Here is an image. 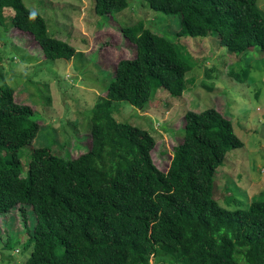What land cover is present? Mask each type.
Segmentation results:
<instances>
[{"label":"trees","instance_id":"trees-1","mask_svg":"<svg viewBox=\"0 0 264 264\" xmlns=\"http://www.w3.org/2000/svg\"><path fill=\"white\" fill-rule=\"evenodd\" d=\"M97 15L124 11L127 0H93ZM168 15H180L178 37L219 38L236 54L264 51V12L258 0H146ZM11 8L14 14L5 15ZM31 33L46 58L71 59L69 42L49 34L46 18L23 0H0V28ZM135 44L134 58L121 60L105 96L93 107L91 146L78 157L41 146L23 152L40 131L30 105L0 85V215L18 208L32 247L25 264H264V194L245 207L228 208L214 196L216 173L232 149L244 145L232 119L215 106L185 114L183 141L167 171L152 157L153 134L115 118V101L147 109L160 89L183 95L193 69L177 44L145 26L121 25ZM0 53V60H1ZM239 82L246 71L230 70ZM44 119V118H43ZM86 136H83L84 140ZM10 238L7 246L11 247Z\"/></svg>","mask_w":264,"mask_h":264},{"label":"rangeland","instance_id":"rangeland-1","mask_svg":"<svg viewBox=\"0 0 264 264\" xmlns=\"http://www.w3.org/2000/svg\"><path fill=\"white\" fill-rule=\"evenodd\" d=\"M41 13L49 34L69 42L76 53L71 59L46 58L34 36L10 25L0 28V85H9L15 101L30 105L41 127L33 142L21 152L27 168L30 153L41 146L78 157L91 146V114L100 96L107 94L118 63L134 58L136 46L121 25L143 21L145 26L175 42L181 53L192 55L193 69L180 97L160 89L145 110L127 101H115L114 115L149 130L156 139L152 157L167 171L174 147L183 141L185 114L215 106L229 116L244 145L232 149L216 173L214 196L228 208L245 207L264 194V51L236 54L221 46L219 38L178 37L180 15L153 10L146 0H127V8L110 15H97L93 0H23ZM264 12V0H258ZM14 14L11 8L5 15ZM190 52V54L188 53ZM246 71L239 82L230 70ZM215 84V85H214ZM44 118V119H43ZM83 136H86L82 140ZM28 226L15 208L0 215V264H25L32 247L28 228L34 229L36 214L27 206ZM11 240V247L7 246ZM151 264H159L155 257Z\"/></svg>","mask_w":264,"mask_h":264},{"label":"bare ground","instance_id":"bare-ground-1","mask_svg":"<svg viewBox=\"0 0 264 264\" xmlns=\"http://www.w3.org/2000/svg\"><path fill=\"white\" fill-rule=\"evenodd\" d=\"M215 85V84H214Z\"/></svg>","mask_w":264,"mask_h":264}]
</instances>
